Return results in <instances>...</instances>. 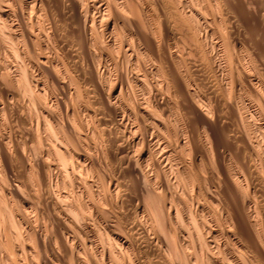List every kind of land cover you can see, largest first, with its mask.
Returning a JSON list of instances; mask_svg holds the SVG:
<instances>
[{"label": "bare ground", "instance_id": "6f19581e", "mask_svg": "<svg viewBox=\"0 0 264 264\" xmlns=\"http://www.w3.org/2000/svg\"><path fill=\"white\" fill-rule=\"evenodd\" d=\"M0 264H264V0H0Z\"/></svg>", "mask_w": 264, "mask_h": 264}, {"label": "rangeland", "instance_id": "374dc122", "mask_svg": "<svg viewBox=\"0 0 264 264\" xmlns=\"http://www.w3.org/2000/svg\"><path fill=\"white\" fill-rule=\"evenodd\" d=\"M141 67H142V66H141ZM141 69H143V67H142ZM114 73L117 74L116 72H114ZM115 74H114V77H117L118 74H117V76H116ZM141 91H142V90H141ZM141 91H140V89H139V92H138V93H139V97H140V95H141V97H143V96L145 95V93H146L145 91H144L145 93H144L143 91H142V93H140ZM143 94H144V95H143ZM142 95H143V96H142ZM141 97H140V98H141Z\"/></svg>", "mask_w": 264, "mask_h": 264}]
</instances>
